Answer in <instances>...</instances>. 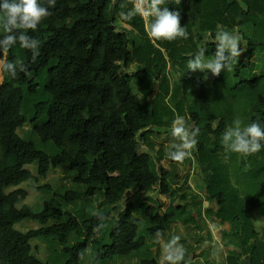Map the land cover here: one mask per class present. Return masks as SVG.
Returning a JSON list of instances; mask_svg holds the SVG:
<instances>
[{"label":"trees","instance_id":"trees-1","mask_svg":"<svg viewBox=\"0 0 264 264\" xmlns=\"http://www.w3.org/2000/svg\"><path fill=\"white\" fill-rule=\"evenodd\" d=\"M122 4L133 7L132 0H56L52 14L26 30L40 41L35 60L19 42L7 53L27 72L4 73L0 83V264H158L156 233L177 225L196 241L179 235L186 264L202 238L193 232L203 230L202 199L204 217L221 227L220 264H264V225L256 229L252 214L264 218V148L243 156L221 143L236 118L264 128V0H165L189 33L173 41L148 37L151 17L121 21ZM220 30L240 36L246 59L219 76L209 72L205 84V73L190 72L187 62L200 48L212 58ZM177 115L200 130L187 163L201 196L178 187L171 144L156 150ZM124 166L126 175L110 174ZM121 183L124 196L116 192ZM22 186L36 202H25ZM91 209L107 218L99 235Z\"/></svg>","mask_w":264,"mask_h":264},{"label":"clouds","instance_id":"clouds-1","mask_svg":"<svg viewBox=\"0 0 264 264\" xmlns=\"http://www.w3.org/2000/svg\"><path fill=\"white\" fill-rule=\"evenodd\" d=\"M132 9H127L126 5H121L118 15L121 21H129L135 15L151 17L146 25V32L150 39L173 41L177 38L188 39L189 33L185 27L181 26L180 11H170L168 7H162L165 0H132ZM180 2V0H178ZM56 0H47V6L40 3V0H0V25L3 27L4 36L0 39V83H3V74L8 73L12 77L17 75V71L27 72V66L21 58L14 62L7 60L9 49L19 42L22 49L32 52V58L39 55L40 41L27 34L26 30L35 31L38 25L52 13ZM215 52L212 58H205V50L200 48L187 62V68L192 73H211L219 76L222 72L231 71L232 65L242 54L240 48V36L226 30L217 31L215 36ZM241 119L233 120L231 126L227 127L222 134L221 143L226 153H237L249 156L264 148V128L260 122L252 121L250 124L242 126ZM199 128L189 130L183 117L177 115L172 121L171 135L178 143L170 145L168 157L177 163H182L191 156L195 148ZM89 214L96 217L99 223L93 231L99 235L107 226L106 217L98 210L91 209ZM163 238V233L157 231L156 239ZM179 235H172L162 249V264H181L185 260L186 249L180 243ZM89 255H95L91 248L86 249Z\"/></svg>","mask_w":264,"mask_h":264},{"label":"rangeland","instance_id":"rangeland-1","mask_svg":"<svg viewBox=\"0 0 264 264\" xmlns=\"http://www.w3.org/2000/svg\"><path fill=\"white\" fill-rule=\"evenodd\" d=\"M107 15V11L105 12ZM240 48L243 50L242 54L240 57H238L241 60H245V48L244 45L241 44ZM202 82L205 84H209L212 82L213 76L211 74H202L201 75ZM2 84V83H1ZM0 84V86H1ZM186 127L190 130V125L187 124ZM179 141H176L172 135L164 137L162 139H157L156 140V150H160L162 152L165 150V147L169 144L173 143H178ZM139 152H147V150L139 145ZM161 166L162 168L168 170L171 166L170 161L168 158H165L164 160L161 161ZM173 168L176 171L177 177L180 179L178 183V187L181 189V192H185L188 194V196L197 195L201 196L200 194L202 193L201 189L198 188L202 185V181L200 177L197 174L196 169L189 168V165L187 163V158L182 162L178 163L173 166ZM130 168L128 166H124L122 169H112L110 171L111 175L114 176H120V175H126L129 172ZM23 189H25L28 193V196L25 200L26 203H34L36 202V193L33 191H30L28 188L22 186ZM118 194L121 196H124L126 193L124 186L121 183V187L116 190ZM153 196L158 197L160 199V202L162 203L163 206L168 205V200L163 197V196H158L156 189L152 193ZM207 206V203L203 201L202 199V206H201V217H202V222L201 226L203 227L202 231H193L194 233L196 232L199 236L202 238L199 239L196 243L195 246H198V250L194 252L195 257H193V254H190L189 257L191 260H189V263L186 264H220L224 260L226 248L223 246V243L220 241L218 232L221 230L220 225H217L216 223L209 221L204 217L203 210ZM253 222L255 224L256 229L259 227V225H264V218L259 216L257 214V211L253 212ZM178 229L173 230L170 233H167L166 235H163V238L159 240V253H158V264H162L163 262V254H162V249L164 246V243L174 234L178 235H184L187 238L188 243L194 244L195 239L193 238V233L191 230L185 229L181 227L180 225H177ZM186 232H190V235H185ZM210 232V235L212 236V239L209 240L207 238V234Z\"/></svg>","mask_w":264,"mask_h":264},{"label":"water","instance_id":"water-1","mask_svg":"<svg viewBox=\"0 0 264 264\" xmlns=\"http://www.w3.org/2000/svg\"><path fill=\"white\" fill-rule=\"evenodd\" d=\"M243 264H250V261H249V260H245V261L243 262Z\"/></svg>","mask_w":264,"mask_h":264},{"label":"built area","instance_id":"built-area-1","mask_svg":"<svg viewBox=\"0 0 264 264\" xmlns=\"http://www.w3.org/2000/svg\"><path fill=\"white\" fill-rule=\"evenodd\" d=\"M132 4H133V2H132ZM143 17V16H142ZM144 18V20H147L148 19V17H143Z\"/></svg>","mask_w":264,"mask_h":264}]
</instances>
